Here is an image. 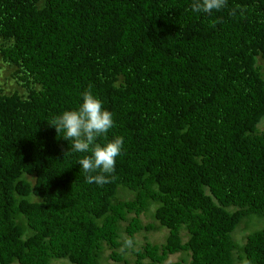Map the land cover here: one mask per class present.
<instances>
[{
  "label": "trees",
  "instance_id": "1",
  "mask_svg": "<svg viewBox=\"0 0 264 264\" xmlns=\"http://www.w3.org/2000/svg\"><path fill=\"white\" fill-rule=\"evenodd\" d=\"M191 3L0 0V264H264V0ZM90 86L124 138L103 186L49 125Z\"/></svg>",
  "mask_w": 264,
  "mask_h": 264
},
{
  "label": "clouds",
  "instance_id": "2",
  "mask_svg": "<svg viewBox=\"0 0 264 264\" xmlns=\"http://www.w3.org/2000/svg\"><path fill=\"white\" fill-rule=\"evenodd\" d=\"M228 6V0H192L191 11L211 15ZM82 104L76 110L64 111L55 116L49 125L58 135L70 142L73 153H90L79 160L85 173L86 182L103 186L115 179L116 161L124 150V138L117 136L106 144L98 140L105 139L115 127L113 114L106 110L103 102L93 94L91 86L82 94ZM68 152V153H69ZM133 240L124 241L125 247H132Z\"/></svg>",
  "mask_w": 264,
  "mask_h": 264
},
{
  "label": "rangeland",
  "instance_id": "3",
  "mask_svg": "<svg viewBox=\"0 0 264 264\" xmlns=\"http://www.w3.org/2000/svg\"><path fill=\"white\" fill-rule=\"evenodd\" d=\"M7 75H6V73H3L2 71H0V84L5 85L7 88H9L11 82H10V79L7 78ZM258 130L264 131V118L258 124ZM129 195L130 194H128L127 196H129ZM142 221L144 223H151L152 222L151 219L145 218V217H142ZM248 232L249 231H243V229L241 227V228H239V230H237L235 232L234 238L237 240L238 243L241 244V243H243L244 238ZM166 233L167 232L164 229L158 230L156 232L141 233V234L136 236L135 242L137 244H140V243H143L145 239H147V241H149L151 243L160 244L163 242V239H164V236L166 235ZM182 259L188 260V258L183 254H175V255L169 256V258L165 264L176 262V261H179ZM110 263H112V262L109 261L108 264H110ZM55 264H68V263L67 262H57Z\"/></svg>",
  "mask_w": 264,
  "mask_h": 264
}]
</instances>
